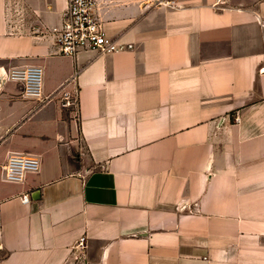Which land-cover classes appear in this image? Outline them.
<instances>
[{"label":"crops","instance_id":"0c3cea01","mask_svg":"<svg viewBox=\"0 0 264 264\" xmlns=\"http://www.w3.org/2000/svg\"><path fill=\"white\" fill-rule=\"evenodd\" d=\"M96 4L132 49L61 55L68 0H0V264H264V0Z\"/></svg>","mask_w":264,"mask_h":264},{"label":"built area","instance_id":"2783aa9c","mask_svg":"<svg viewBox=\"0 0 264 264\" xmlns=\"http://www.w3.org/2000/svg\"><path fill=\"white\" fill-rule=\"evenodd\" d=\"M96 9V0H68L61 25L52 30L59 54L76 57L81 52L110 54L133 48V44L120 42L106 33ZM7 76L22 84L24 96L44 100L40 67L14 68ZM39 164L34 155L14 153L4 163L3 174L8 181H20L27 172L37 171ZM22 201L28 202L29 195H24ZM84 241L81 238L77 246L85 248Z\"/></svg>","mask_w":264,"mask_h":264},{"label":"rangeland","instance_id":"374dc122","mask_svg":"<svg viewBox=\"0 0 264 264\" xmlns=\"http://www.w3.org/2000/svg\"><path fill=\"white\" fill-rule=\"evenodd\" d=\"M65 103H66V102H65ZM73 103H74V104H76V102H75V99H74V100H72V104H73ZM69 104H70V103H69Z\"/></svg>","mask_w":264,"mask_h":264}]
</instances>
